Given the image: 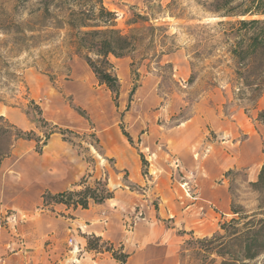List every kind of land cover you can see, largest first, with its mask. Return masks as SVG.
I'll return each mask as SVG.
<instances>
[{"label":"rangeland","instance_id":"rangeland-1","mask_svg":"<svg viewBox=\"0 0 264 264\" xmlns=\"http://www.w3.org/2000/svg\"><path fill=\"white\" fill-rule=\"evenodd\" d=\"M19 1L21 0H0V104L18 107L34 120L41 127L39 133L34 132L40 140L49 128L60 134L63 130L62 137L75 145L90 166L94 167V158L98 161V174H92L86 183L92 185L95 179L102 180L114 194L111 186L113 182L117 183L118 177L111 169L114 160L101 158L95 132L91 130L80 134L52 125L42 116L39 101L30 96V74L40 78L36 82L39 86L61 91L65 86L76 83L75 74L82 75V68L87 64L70 52L63 40V32L53 34L50 39L35 47H20L14 41V30L18 24L33 22V13L37 15L41 11L42 0ZM252 1L255 0H103L104 5L116 14V28L127 33L142 29V33L146 35L143 47L147 44L149 34H155L156 42L152 49L146 50V58L141 59L139 56L132 64L128 56L110 58L120 84L116 103L112 100L110 91L98 84L95 75L87 67L95 78L94 85L101 86L109 93L119 131L126 139L123 131L128 134L131 138V141L127 139L129 145L137 150L140 157V172L145 184L140 186L141 190L135 185H131L130 189L142 193L145 190L142 197L145 201L139 207L132 208L130 214L134 220L145 221L143 211L150 209L165 226L174 228L183 236L177 250L178 264L199 262L200 255L186 242L192 237H210L212 234H202L212 226L216 214L219 218L215 232L220 233L222 231L219 230V224L236 217L232 208L247 215L257 213L256 218L264 216L262 209L258 208L259 202L264 200V190L259 191L257 186L251 184L257 180L260 170L256 166L261 167L264 162V121L259 117L264 112V93L255 103L235 98L234 89L229 82L232 77L228 68L230 60L223 48L217 46L211 56L207 55L217 40V37L208 38L213 33L212 28L216 22L255 17H223L221 15L224 10L252 6ZM135 14L146 16L147 21L132 23L133 20H138ZM149 26L161 27L163 30L148 32L145 28ZM197 53L198 57L195 58ZM218 60L221 62H217ZM66 99L69 104L72 103L70 96ZM76 109L81 116L90 119L85 109ZM3 119L0 120V126L11 125L7 119ZM138 122L141 124L140 129L133 137L130 132ZM191 122L196 128L190 132L189 138L193 139L196 135L198 140L195 145L189 146L179 140L176 130ZM12 134L0 137V149L8 145ZM143 141L147 143L143 144ZM88 145L95 150V157L87 154ZM253 153L257 154L258 160L251 167H231L233 158ZM223 158V172L212 177L211 183L225 186L228 194L227 208L224 214H219L221 210L216 205L206 202L210 217L199 225V228L203 227L202 230L192 234V229L184 228L178 222L173 223V218L166 216L163 210L170 206V201H180L179 194L186 200H191L186 192L196 193L190 186L196 185V175H208L210 168ZM125 172L120 171L119 176L125 177ZM157 176L166 178V183L161 188L156 185ZM81 187L74 189L79 190ZM78 208L80 207L76 209ZM158 210H161L160 214ZM41 212L54 213L64 217L67 223L72 222L73 230L65 232L66 244L71 251L68 253L69 258L61 260V263L51 264H75V259L81 254L76 247H80L81 237L87 235L76 231L73 221L75 209L71 207L54 204L52 209L45 208L42 199L30 213L10 210L0 212V228L16 234L20 224L33 222ZM125 225L129 229L133 225V219L126 220ZM18 237L20 238L19 235ZM213 257L215 256L211 255ZM214 264H221L220 259L216 258ZM249 264H264V253Z\"/></svg>","mask_w":264,"mask_h":264},{"label":"crops","instance_id":"crops-1","mask_svg":"<svg viewBox=\"0 0 264 264\" xmlns=\"http://www.w3.org/2000/svg\"><path fill=\"white\" fill-rule=\"evenodd\" d=\"M82 73L80 76L75 74L76 83L65 86L61 91L39 86L36 83L39 77L33 74L28 76L30 96L39 101L46 121L80 134L94 131L99 140L101 158L114 160L111 169L118 177L117 183L113 182L111 186L114 189L113 197L101 204L92 203L86 209H75L73 221L76 231L99 236L112 243L114 248L121 247L122 252L127 254L124 264H178L177 250L183 236L174 228L165 226L150 209L143 211L145 221L134 220L130 214L132 208L139 207L145 201L142 199L145 190L142 193L130 189L131 185L139 189L145 184L140 172L139 154L119 131L109 93L101 86L94 85L95 78L87 66L82 68ZM69 96L72 105L66 99ZM76 107L85 109L90 119L81 116ZM0 116L22 131L40 132L41 127L18 107L0 104ZM140 125L138 122L133 127L131 136H136ZM195 128L192 122L178 127L176 134L179 140L186 145H193L198 138L196 135L193 139L189 137ZM142 143L146 144L147 141ZM36 146L33 139L11 137L8 154L0 164V212L10 210L30 213L41 203L45 191L54 194L73 189L88 172L95 175L99 172L97 159L94 158V167L90 166L75 145L60 133H51L40 152ZM91 147L88 145L87 154L95 157V150ZM257 160V154L253 153L246 157L237 156L230 164L231 167H251ZM224 161L223 158L211 167L208 175H196V185H190L196 193L186 192L191 200H186L181 194L180 201L171 199L170 206L163 211L166 216L173 218V223L178 222L196 234L203 229L199 225L210 217L206 202L216 205L222 211L219 214H224L228 205L226 188L223 184L211 183L212 177L223 172ZM259 168L260 165H257L256 169ZM120 171H126V176H119ZM156 179L159 188L166 183L164 176H157ZM189 208L191 210L187 211ZM160 213L161 210H158ZM37 215L39 218L33 222L20 224L16 234L0 228V264H51L69 258L68 253L71 251L66 244L65 232L73 230L72 222L69 224L64 217L54 213L41 212ZM218 218L216 214L212 226L205 229L207 232L202 236L215 233ZM131 219L133 225L127 229L125 221ZM81 238V254L75 259V264H117L108 251H87L85 239Z\"/></svg>","mask_w":264,"mask_h":264},{"label":"trees","instance_id":"trees-1","mask_svg":"<svg viewBox=\"0 0 264 264\" xmlns=\"http://www.w3.org/2000/svg\"><path fill=\"white\" fill-rule=\"evenodd\" d=\"M252 3V6H241V9L233 7L224 10L221 15L223 17H255L216 22L212 28L213 33L208 38L217 37V40L207 55L211 56L216 47L221 46L230 60L228 68L232 77L229 82L234 89L235 98L255 103L264 93V17H261L264 16V0ZM40 4L41 11L37 15L33 13V22L17 25L14 41L22 48H31L50 39L53 34L63 32V40L70 52L84 60L98 84L110 91L112 100L116 103L120 84L110 58L128 56L132 60L131 64L139 56L141 59L146 58V50L152 49L156 42L155 34H149L147 44L143 47L146 35L142 33V29L127 33L116 28V14L104 5L103 0H42ZM148 9L153 15L150 6ZM135 17L138 20H133L132 23L147 21L146 16L135 14ZM145 29L148 32L163 30L155 26ZM196 57L198 53L195 54ZM259 117L264 121V112ZM0 120H4L2 116ZM52 132L49 128L40 140L33 131H22L12 124L0 126V137L13 133L14 138L34 139L39 152ZM61 134H64L63 130ZM123 134L131 141L126 132L123 131ZM9 145L10 141L5 148L0 149V164L8 154ZM142 161L144 162L143 157ZM91 176L88 172L80 179L77 186L82 187L79 190L73 188L54 194L45 191L42 194L43 207L52 209L54 204H64L67 208L86 209L90 202L100 204L112 198L113 192L102 180L95 179L92 185L86 183ZM251 184L257 186L259 191L264 190V162L257 180ZM258 208L262 209L264 215V200L259 202ZM231 211L236 217L219 224L222 233L216 231L210 237H192L185 241L200 255L197 264H214L216 258L220 259L221 264H249L264 253V216L256 218L257 213L247 215L235 208ZM84 238L87 251H108L117 264L125 263L127 254L122 252L121 247L114 248L112 243L102 241L101 237L93 234ZM211 255L215 257L211 258Z\"/></svg>","mask_w":264,"mask_h":264},{"label":"built area","instance_id":"built-area-1","mask_svg":"<svg viewBox=\"0 0 264 264\" xmlns=\"http://www.w3.org/2000/svg\"><path fill=\"white\" fill-rule=\"evenodd\" d=\"M76 249H77L78 251H80V247L77 246Z\"/></svg>","mask_w":264,"mask_h":264}]
</instances>
